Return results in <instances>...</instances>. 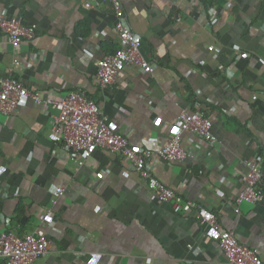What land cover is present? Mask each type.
Here are the masks:
<instances>
[{"label":"crops","instance_id":"0c3cea01","mask_svg":"<svg viewBox=\"0 0 264 264\" xmlns=\"http://www.w3.org/2000/svg\"><path fill=\"white\" fill-rule=\"evenodd\" d=\"M121 1L154 72L127 65L99 87V60L121 47L109 0H0V17L37 25L15 47L0 28V75L43 100L84 90L139 149L166 145L182 109L202 101L216 142L187 132L185 161L149 163L264 260V199L237 204L248 162L264 163V0ZM57 114L32 99L0 112V231L43 228L50 251L34 264H230L207 224L175 212L123 155L99 149L79 165L54 131Z\"/></svg>","mask_w":264,"mask_h":264},{"label":"built area","instance_id":"2783aa9c","mask_svg":"<svg viewBox=\"0 0 264 264\" xmlns=\"http://www.w3.org/2000/svg\"><path fill=\"white\" fill-rule=\"evenodd\" d=\"M98 1V0H95ZM105 1V0H104ZM112 2L117 20L116 30L121 47L98 62L96 81L101 89L113 84L117 75L127 65H136L145 72H154L155 66L143 55L142 38L125 21L121 0ZM0 28L8 36L12 46L24 40L31 41L37 34L36 24L23 23L21 15L0 17ZM26 99L36 103L52 105L58 110L55 116V133L70 148V156L79 165L99 149L123 155L135 168L148 186L165 202H172L175 212H195L202 223L207 224L205 237L217 241L230 264H264L261 255L244 243L235 231L224 228L218 215L208 207L191 199H186L175 188L165 184L157 177L149 163L153 156L168 161H185L190 155L182 137L185 133H194L206 139L211 145L217 140L213 133V121L206 112L204 103L198 99L193 102V109L185 107L180 112L179 124L173 137L158 150L139 149L131 145L126 129L114 130L108 124L100 105L84 90L72 89L58 99H45L40 91L29 89L25 83L10 73L0 75V112L10 114ZM249 172L244 176V187L237 195V204L257 203L264 199V163L249 161ZM63 187H58L56 195L62 194ZM50 240L43 228L23 235L15 231H0L1 264H34L50 251ZM190 249L193 245H189Z\"/></svg>","mask_w":264,"mask_h":264}]
</instances>
